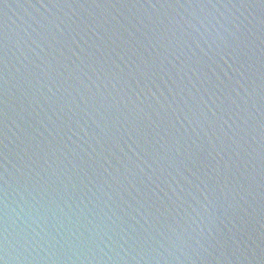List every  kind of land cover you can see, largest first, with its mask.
Masks as SVG:
<instances>
[{
    "label": "water",
    "instance_id": "95a60500",
    "mask_svg": "<svg viewBox=\"0 0 264 264\" xmlns=\"http://www.w3.org/2000/svg\"><path fill=\"white\" fill-rule=\"evenodd\" d=\"M0 260L264 264V0H0Z\"/></svg>",
    "mask_w": 264,
    "mask_h": 264
},
{
    "label": "clouds",
    "instance_id": "9594fccd",
    "mask_svg": "<svg viewBox=\"0 0 264 264\" xmlns=\"http://www.w3.org/2000/svg\"><path fill=\"white\" fill-rule=\"evenodd\" d=\"M0 262H2V264H6V261H4V260H0Z\"/></svg>",
    "mask_w": 264,
    "mask_h": 264
},
{
    "label": "snow or ice",
    "instance_id": "6c2138e0",
    "mask_svg": "<svg viewBox=\"0 0 264 264\" xmlns=\"http://www.w3.org/2000/svg\"><path fill=\"white\" fill-rule=\"evenodd\" d=\"M0 264H2V262H0Z\"/></svg>",
    "mask_w": 264,
    "mask_h": 264
}]
</instances>
